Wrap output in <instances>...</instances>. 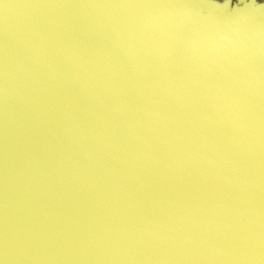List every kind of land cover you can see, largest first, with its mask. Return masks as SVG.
Returning a JSON list of instances; mask_svg holds the SVG:
<instances>
[{"label":"water","instance_id":"water-1","mask_svg":"<svg viewBox=\"0 0 264 264\" xmlns=\"http://www.w3.org/2000/svg\"><path fill=\"white\" fill-rule=\"evenodd\" d=\"M0 264H264V0H0Z\"/></svg>","mask_w":264,"mask_h":264},{"label":"clouds","instance_id":"clouds-1","mask_svg":"<svg viewBox=\"0 0 264 264\" xmlns=\"http://www.w3.org/2000/svg\"><path fill=\"white\" fill-rule=\"evenodd\" d=\"M235 28L229 29V32H235ZM234 41L230 38L229 34L219 33L217 37L210 41V47L216 50L223 49L228 44H232Z\"/></svg>","mask_w":264,"mask_h":264}]
</instances>
